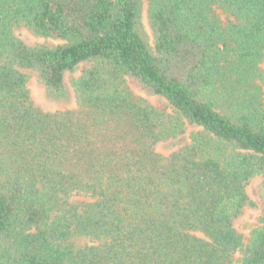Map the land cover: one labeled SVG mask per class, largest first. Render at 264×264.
<instances>
[{"label": "trees", "instance_id": "1", "mask_svg": "<svg viewBox=\"0 0 264 264\" xmlns=\"http://www.w3.org/2000/svg\"><path fill=\"white\" fill-rule=\"evenodd\" d=\"M146 11L152 45L143 0H0V264H264V216L235 225L264 176V0ZM83 63L76 108L34 103L32 75L61 97Z\"/></svg>", "mask_w": 264, "mask_h": 264}, {"label": "rangeland", "instance_id": "2", "mask_svg": "<svg viewBox=\"0 0 264 264\" xmlns=\"http://www.w3.org/2000/svg\"><path fill=\"white\" fill-rule=\"evenodd\" d=\"M148 0H143V17L140 27L141 33L147 40L149 45H152L151 31L148 26L147 19ZM14 33L28 44L36 45H56L60 40L54 38H46L34 35L27 28L22 26H15ZM91 63H83L75 71L67 75V82L69 85L68 93L65 96H50L47 94L45 88L39 83L37 77L32 75L27 83V90L29 91L34 103L44 111H56L65 109H74L77 107L76 92L74 91L71 82L80 75L85 69L89 68ZM261 68L264 73V59L261 62ZM131 89L139 96L146 98L155 107L162 110H169L167 102L160 96L149 95L146 93L142 85L133 77L127 78ZM264 93V85H263ZM187 132L184 134L186 139H166L155 144V151L168 155L175 150L178 145L188 139V136L193 128L186 127ZM182 136V135H181ZM249 196L253 205L244 208L243 212L238 216L235 225L239 232L245 237H248L251 230L261 223V218L264 216V176L258 175L251 179L248 187Z\"/></svg>", "mask_w": 264, "mask_h": 264}]
</instances>
